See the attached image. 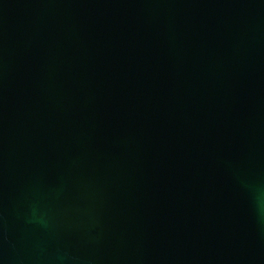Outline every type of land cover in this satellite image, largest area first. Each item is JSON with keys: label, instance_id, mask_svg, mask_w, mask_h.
I'll return each mask as SVG.
<instances>
[{"label": "water", "instance_id": "1", "mask_svg": "<svg viewBox=\"0 0 264 264\" xmlns=\"http://www.w3.org/2000/svg\"><path fill=\"white\" fill-rule=\"evenodd\" d=\"M171 0H0V264H89Z\"/></svg>", "mask_w": 264, "mask_h": 264}]
</instances>
